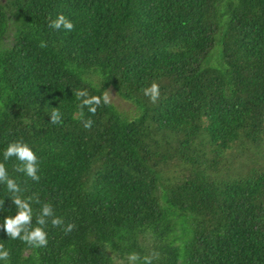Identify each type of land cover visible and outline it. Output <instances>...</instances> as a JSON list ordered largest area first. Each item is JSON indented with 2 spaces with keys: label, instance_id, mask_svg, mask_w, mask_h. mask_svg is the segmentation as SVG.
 <instances>
[{
  "label": "trees",
  "instance_id": "trees-1",
  "mask_svg": "<svg viewBox=\"0 0 264 264\" xmlns=\"http://www.w3.org/2000/svg\"><path fill=\"white\" fill-rule=\"evenodd\" d=\"M58 12L71 32L48 28ZM81 88H113L138 114L110 102L82 117ZM17 138L40 180L14 157L9 173L75 228L49 226L42 249L0 229L11 264L151 249L153 264H264V0H0V150ZM3 200L0 218L14 212L0 185Z\"/></svg>",
  "mask_w": 264,
  "mask_h": 264
},
{
  "label": "clouds",
  "instance_id": "clouds-1",
  "mask_svg": "<svg viewBox=\"0 0 264 264\" xmlns=\"http://www.w3.org/2000/svg\"><path fill=\"white\" fill-rule=\"evenodd\" d=\"M48 28L59 31L71 32L74 29V20L63 12H58L54 16H49L47 21ZM39 46L46 47V41L40 40ZM143 95L148 97L151 102H155L160 95V86L153 80L141 89ZM76 98L80 100L78 107L83 117V110L86 108L89 113H95L96 108L101 103H110L109 94L101 93L97 96L90 94L88 88H81L75 92ZM59 107L53 108L49 113L50 123L58 124L61 122ZM83 126H92L91 119L82 120ZM35 146L23 138L11 140L0 150V185H3L7 193V200L14 205V212L0 218V229L3 230L9 240H19L24 245L32 249H42L49 243V226L59 228L64 234L73 231L75 224L71 221L65 222L62 216L55 213L54 205L47 201H41L33 193L26 195L23 181L9 173L6 166L10 158H15L14 171L22 173L24 177L33 182L40 180L41 158L34 150ZM5 200L0 201V211H4ZM39 205L36 209L33 205ZM34 221V222H33ZM7 242L0 240V264H11L12 249L6 246ZM159 253L155 249L149 250L146 254L138 251H127L123 256L126 264H153ZM112 259V257H110Z\"/></svg>",
  "mask_w": 264,
  "mask_h": 264
},
{
  "label": "rangeland",
  "instance_id": "rangeland-1",
  "mask_svg": "<svg viewBox=\"0 0 264 264\" xmlns=\"http://www.w3.org/2000/svg\"><path fill=\"white\" fill-rule=\"evenodd\" d=\"M106 92L109 94L110 102L125 116L133 118L138 114L136 107L131 102L123 100L113 88Z\"/></svg>",
  "mask_w": 264,
  "mask_h": 264
}]
</instances>
